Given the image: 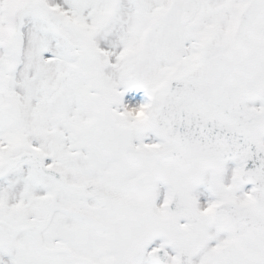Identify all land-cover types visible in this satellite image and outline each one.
I'll list each match as a JSON object with an SVG mask.
<instances>
[{"label":"snow or ice","instance_id":"obj_1","mask_svg":"<svg viewBox=\"0 0 264 264\" xmlns=\"http://www.w3.org/2000/svg\"><path fill=\"white\" fill-rule=\"evenodd\" d=\"M0 264H264V0H0Z\"/></svg>","mask_w":264,"mask_h":264}]
</instances>
